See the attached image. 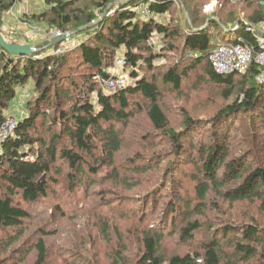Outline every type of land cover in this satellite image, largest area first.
Instances as JSON below:
<instances>
[{
    "label": "trees",
    "instance_id": "1",
    "mask_svg": "<svg viewBox=\"0 0 264 264\" xmlns=\"http://www.w3.org/2000/svg\"><path fill=\"white\" fill-rule=\"evenodd\" d=\"M44 1L46 10L35 17L50 28L73 33L70 40L83 37L58 53L61 42L45 43L32 55H13L0 45V125L15 112L14 106L20 114H11L16 117L15 129L0 143V233L5 237H0V264H21L32 253L29 242L22 240L24 223L31 218L23 202L33 204L49 197L50 176L60 174L62 164L69 167L70 186L86 192L99 181L96 178L104 168L118 185L130 190L145 186L143 180H130L129 175L152 170L149 156L139 150L124 164L116 163L124 131L140 112L170 146L156 170L168 157L167 174L177 171L190 178L192 188L172 180L178 190H173L161 224H147L143 212L133 222V247L124 243L120 233L114 264L135 260L137 264H198L199 260L264 264V83L259 81L263 69L253 61L245 73L219 74L209 59L220 44H251L258 50L255 34H264L258 28L264 13L257 12L249 21L231 17L225 22L201 16L184 0ZM256 1L264 9V0ZM15 2L0 0V25ZM144 5L147 11L140 7ZM176 5L184 17L167 20ZM112 8L116 10L110 12ZM179 46L180 58L167 66L168 55ZM116 52L122 53L119 58L130 80L111 91L103 80L115 74ZM184 81L194 87L208 83L221 89L225 102L211 108L206 117H193L182 107L178 130L170 126L160 102L161 85L183 95ZM199 127L207 132L195 137ZM143 137L147 142L151 135ZM185 167H191L190 171ZM159 181L139 200L149 201L169 180ZM57 210L66 215L61 204ZM135 212L136 208L125 211L121 219H136ZM169 215L174 216L169 220ZM97 221L109 240L112 222L104 212ZM205 225L211 237L199 240ZM49 234L41 232L34 244L37 255L32 264H47L44 236ZM175 235L179 243L198 245L197 250L166 254L164 244ZM134 247L137 254L131 260L129 252Z\"/></svg>",
    "mask_w": 264,
    "mask_h": 264
},
{
    "label": "rangeland",
    "instance_id": "2",
    "mask_svg": "<svg viewBox=\"0 0 264 264\" xmlns=\"http://www.w3.org/2000/svg\"><path fill=\"white\" fill-rule=\"evenodd\" d=\"M184 1H187L189 5L191 2L192 7L201 16L216 18L219 21L225 22L231 17H234V19L243 18L249 21V17L256 16L257 12L264 13V9L261 8L256 0ZM28 5L27 13H20V9H10L8 13L3 15L0 32L5 40L10 43L30 45L38 50L43 44L56 42L60 39L49 41L48 35L52 32L59 31V29L50 28L44 21L35 17L46 10L47 5L45 1L29 0ZM115 10V8H112L110 12H114ZM186 11H188L187 8ZM177 16L184 17L183 10L182 14L180 12V5H176L174 12L171 14L168 13L166 18L167 20L173 18V21H175ZM260 22L258 23V28L264 30V21ZM68 33H64V35H68ZM155 36H157V33H155ZM82 37L83 35H77L70 41L72 43L67 40L61 41V47L59 48H62L63 51L64 47H73L79 43V39ZM69 38L71 39L72 35ZM156 38L154 37L152 43H154ZM179 47L178 50L168 55L169 57L165 61L167 66L175 59L180 58L182 46ZM32 54L34 52L30 55ZM121 54V52H116L114 55V68L119 67V69H122L120 70L121 73L129 76V73L125 69V62L123 65H118ZM191 63L192 61L189 60L186 64L189 66ZM161 88L164 97L160 99V102L169 114L171 120L170 126L178 130L181 129L182 107L187 108L193 117H206L211 108L214 109L225 102L221 95V89L208 83L194 87L191 81H184L185 91L183 95L170 92L169 88L163 86V84ZM14 107L16 114L20 115L18 106ZM206 132V127H199L194 134L197 137L199 134ZM144 134L151 135L149 141L143 142ZM1 141L2 139L0 137V143ZM139 150L149 156L150 161H148V164L153 163L154 166L148 172L134 176L129 175L130 180H143L145 184L144 187L131 190L126 186L118 185L110 181V170L106 168L102 169L100 175L96 178L99 181L89 189V192H86L83 187L77 185L72 188L69 184V178L66 175L69 167L59 162L57 166L62 164V172L60 174L57 173L58 175L52 173L50 176V180L53 183L49 185V197L33 204L22 201L23 205L31 213V218L24 223L25 236L22 240L29 242L28 244L32 247V253L21 264H32L34 262L37 251L33 246L36 244L37 239L42 236L41 232L43 231L50 233L44 236L48 245L47 264H114L112 255L119 246L118 239L120 233L124 238V243L127 242L131 245L130 247H133L130 243L133 241L134 236H136V224L133 222L138 221L143 212L147 214L145 218L147 224H161L160 220L164 217V210L173 198L174 193L172 192L173 190H178L177 183L172 182V180H182L185 188L187 187L191 190L192 185L188 181L190 178L185 177L177 171L174 173L171 171L167 174L166 169L170 163V158L168 157H165L166 159L159 164V170H156L155 166L158 164V161L163 156H168L169 153L167 150H170V146L166 144V140L161 137L160 132L153 128L144 112L137 113L130 125L125 129L123 147L120 153L116 155V163L124 164L127 159L135 155L134 152ZM152 154L155 156L151 159ZM185 168L190 171L191 167ZM127 170V168H124L125 172ZM148 180L158 181L152 184ZM159 180H169L167 181V187L152 195L149 201L146 200L143 203L142 200H139L143 197L144 192H146L149 186L160 183L161 181ZM18 200H20L19 197ZM60 204L64 208L66 214L64 216L58 213L57 205ZM135 208L136 219H121L125 211L129 210L131 212ZM103 212L106 213L108 219L112 222V224L110 223L112 225V233L109 240L104 238L100 227L97 225L98 215ZM172 216L174 215H169L168 219ZM212 218L214 219V216ZM209 224L210 222L207 223V225ZM207 225L199 233V240L204 238L209 239L211 237V231H209ZM3 236L4 233H0V237L5 238ZM128 238L131 239L128 240ZM197 246L191 243H179V238L175 235L164 244V251L169 256L177 252L194 253L197 250ZM135 254L137 253L134 247V251L129 252L131 260L136 258ZM129 264H137V260Z\"/></svg>",
    "mask_w": 264,
    "mask_h": 264
},
{
    "label": "built area",
    "instance_id": "3",
    "mask_svg": "<svg viewBox=\"0 0 264 264\" xmlns=\"http://www.w3.org/2000/svg\"><path fill=\"white\" fill-rule=\"evenodd\" d=\"M28 1L29 0H16L14 5L11 7V10L20 9V13H27V8L29 7ZM140 7L145 11L148 10L147 5ZM63 36L64 33L59 30L49 34L48 39L49 41H54ZM66 40L68 42L71 41L69 37ZM255 41L257 43L258 50H256L255 47L251 44H220L212 51L209 56L213 69L219 74H228L232 71L245 73L249 69L251 63L254 61L263 69L261 74L259 75V81L264 83V34H255ZM58 52H62V48H58L57 53ZM119 59L120 62L118 65H123V59ZM120 70L122 69H119V67H115V74H113L109 79L103 80V85L105 86V88H108L111 91H116L127 85L130 77L121 73ZM15 126L16 117L11 114L6 115L5 120L0 125L1 139H6L15 129ZM198 264L204 263L202 262V260H199Z\"/></svg>",
    "mask_w": 264,
    "mask_h": 264
},
{
    "label": "water",
    "instance_id": "4",
    "mask_svg": "<svg viewBox=\"0 0 264 264\" xmlns=\"http://www.w3.org/2000/svg\"><path fill=\"white\" fill-rule=\"evenodd\" d=\"M71 35L72 34L64 35L63 37L58 39L56 43L66 40ZM0 45L6 51H8L10 54H13V55H21V54L30 55L31 53L37 51L36 48H33L30 45H26V44L22 45V44L10 43L6 41L1 32H0Z\"/></svg>",
    "mask_w": 264,
    "mask_h": 264
},
{
    "label": "crops",
    "instance_id": "5",
    "mask_svg": "<svg viewBox=\"0 0 264 264\" xmlns=\"http://www.w3.org/2000/svg\"><path fill=\"white\" fill-rule=\"evenodd\" d=\"M11 114H14V113H11Z\"/></svg>",
    "mask_w": 264,
    "mask_h": 264
}]
</instances>
